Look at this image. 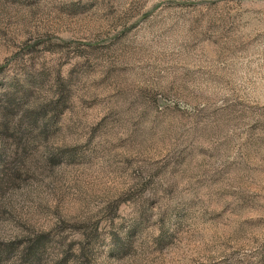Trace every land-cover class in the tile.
I'll return each instance as SVG.
<instances>
[{"label":"rangeland","instance_id":"1","mask_svg":"<svg viewBox=\"0 0 264 264\" xmlns=\"http://www.w3.org/2000/svg\"><path fill=\"white\" fill-rule=\"evenodd\" d=\"M23 87L0 264H264V0H0Z\"/></svg>","mask_w":264,"mask_h":264},{"label":"trees","instance_id":"2","mask_svg":"<svg viewBox=\"0 0 264 264\" xmlns=\"http://www.w3.org/2000/svg\"><path fill=\"white\" fill-rule=\"evenodd\" d=\"M28 97V88L23 87L21 90H12V92H8L5 90L2 92V102H1V109L3 116L6 118L9 117H18L21 119L22 117L25 118L26 126L25 130L21 129L20 126L22 125L21 122L16 126V131H21L26 136L29 135L28 129L32 127L40 128V132H44L46 127V122L51 121L53 118H47V111L44 110L45 106H40L35 109L27 110L24 108L23 103ZM53 110V109H52ZM55 115L57 114V109L55 108ZM7 120L4 124H0L2 128V133H6ZM33 252H38L41 248L40 240L33 242ZM31 252V251H30ZM32 252V255H33ZM7 253V252H6ZM1 258V257H0Z\"/></svg>","mask_w":264,"mask_h":264}]
</instances>
